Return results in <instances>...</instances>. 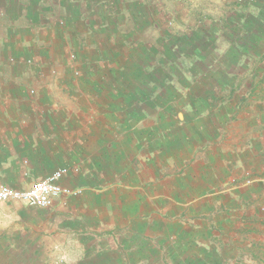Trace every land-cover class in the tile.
<instances>
[{"label":"crops","instance_id":"0c3cea01","mask_svg":"<svg viewBox=\"0 0 264 264\" xmlns=\"http://www.w3.org/2000/svg\"><path fill=\"white\" fill-rule=\"evenodd\" d=\"M139 1L0 0V185L72 166L63 183L77 194L39 211L66 213L84 258L100 231L112 238L97 251L104 264H152L150 251L189 244L209 264L214 240L242 264V241L264 250V0H220L217 16L178 3L185 23L156 35L177 40L157 63L145 37L159 24ZM171 66L187 69L170 75L189 99L179 119L142 92ZM133 97L141 107L126 106Z\"/></svg>","mask_w":264,"mask_h":264},{"label":"rangeland","instance_id":"374dc122","mask_svg":"<svg viewBox=\"0 0 264 264\" xmlns=\"http://www.w3.org/2000/svg\"><path fill=\"white\" fill-rule=\"evenodd\" d=\"M145 1L148 5H144L143 10L148 8L151 14L150 17L155 19L154 22L159 24L160 28L159 33L155 32L152 24L146 34L148 35V37H145L155 44L154 49H152V55L149 56V61L156 60L154 63H157V59L161 60V58L157 55L156 50H158L159 52H165L168 48V45L158 46L155 43V40H158V37H156V35H161L162 37L163 35H166V37H169L167 33L168 30L172 29L176 31V29H178V26H180V23L182 24V22H184L179 14H176L175 16L171 14L172 11L177 12L178 10H181V8L176 9L178 8V3H183L184 1L187 6L184 3L183 4L186 7L190 8L189 10L192 14H197L199 12L201 13L202 11L204 13L211 14L212 16H217L222 12L220 0ZM139 2V0H133V3L136 4V8L134 9V11L140 8ZM162 10H164V12ZM156 18L158 19L157 21ZM142 24L144 26L147 24V22L144 20L142 21ZM165 44H167V42ZM136 55L137 52L135 53V56ZM137 57L138 59L141 58L140 55H138ZM140 71H142V69H140L139 67L136 68V72L138 75H140ZM149 71L150 69H146L144 73H148ZM173 71L178 73V75L179 72L183 71L187 73V69H176L172 68V66L166 67L163 70H158L157 73H153V71L151 70L149 75H153V77L152 79L150 78V80H153L155 82H150L147 87L142 88V92L143 94L146 93L149 97V107L155 108L158 106V109L164 108V112L166 114H171V116H173L175 119H179L178 116L173 115V113L177 114L178 110H180L179 108L182 106L184 109H187L188 105H186L185 103L188 102L189 99L184 94L178 91L177 93L175 92L176 87L184 88V83H172L170 75H173ZM162 79H165L163 80L164 82L156 83V81H161ZM198 86L199 85H195V89L199 92ZM31 93H33V91ZM211 101H213V99ZM195 104L197 105L198 103H194V105ZM126 106L129 108L141 107L140 101L138 99H134V97L130 99ZM142 106L146 107L144 106V104ZM184 118L188 119L189 115L182 117V119ZM39 166H42V169L40 170L45 174L57 168V166L53 165ZM70 168L73 169L72 166ZM77 169V172H80V167H77ZM74 178L76 177L73 176L68 178V183L72 185V183H74ZM32 180L34 179L22 178L15 180L16 185L14 186H26ZM2 181L5 180L0 179V182ZM260 201H264V197H260ZM7 204L9 203L0 206V264H104L102 261H100V256H97V254L99 253L97 251H99V249L101 248L102 241H105V243L107 244L105 246L109 247L108 243H110L112 239L110 234L101 236L99 235L100 231L93 233V235L89 237V240L85 242L88 245H92V247L95 249H93L92 254L89 253L90 257L84 258L81 253L84 247L82 245L83 239L80 236L78 237V234L76 232L67 234L62 228L63 222L68 219L66 213L62 209L56 208L42 212L39 211L40 209H33L28 207L22 208L21 206H17L16 204H14L16 206L12 205V207ZM261 213H264V211H262ZM239 237L245 240L247 239L248 234L246 232L245 235L241 234ZM242 243L243 241L238 245L240 246L239 252L242 253V264H264V250H258L256 248L253 249V251H249L248 246H246L245 244L244 247H242ZM221 244L218 242V240H214L212 244L204 245L207 247V251L211 253L210 257L214 259L213 261H210L209 264H232L230 263V258H226V251H222L223 247L221 246ZM189 246L188 249L181 250L180 252H175L173 254L170 251H167L165 254H161L158 251H150V262L152 264L204 263L201 257L205 259L206 253H203V248L201 250V246L199 245L197 246L198 249L193 248V246L196 247L195 245L189 244ZM228 247L232 248L231 245H228ZM214 250L217 252L216 255L214 253ZM195 252H197L196 257L193 258L192 256H195L193 254ZM230 252L236 253V251H234L233 249ZM212 254H214V256H212ZM217 255H220L222 261H220ZM80 256L82 258H80ZM223 256L225 257V260L223 259ZM250 256H253L255 258L254 260L256 261L251 260ZM160 258H162L164 261ZM226 260L229 262L226 263ZM96 261H98L99 263H96Z\"/></svg>","mask_w":264,"mask_h":264},{"label":"built area","instance_id":"2783aa9c","mask_svg":"<svg viewBox=\"0 0 264 264\" xmlns=\"http://www.w3.org/2000/svg\"><path fill=\"white\" fill-rule=\"evenodd\" d=\"M32 92V91H31ZM71 169L63 166L48 174L32 180L23 187L14 188L0 185V206L13 203L33 209H48L55 205L58 198L77 194V191L63 183ZM77 170L76 168L74 169Z\"/></svg>","mask_w":264,"mask_h":264},{"label":"trees","instance_id":"16d2710c","mask_svg":"<svg viewBox=\"0 0 264 264\" xmlns=\"http://www.w3.org/2000/svg\"><path fill=\"white\" fill-rule=\"evenodd\" d=\"M187 39H188V38H187ZM175 41H177V40L174 39V38H170V39H169V41H168L167 44H166V45H168V48H167V50H166L164 53H167L168 51H169V53H170L171 46L174 44L173 42H175ZM152 71H153V73H157V72H158V70L155 69V68H154Z\"/></svg>","mask_w":264,"mask_h":264}]
</instances>
